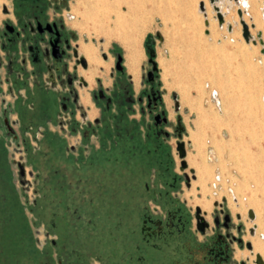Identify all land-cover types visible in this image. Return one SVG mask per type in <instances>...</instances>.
<instances>
[{
  "label": "rangeland",
  "instance_id": "1",
  "mask_svg": "<svg viewBox=\"0 0 264 264\" xmlns=\"http://www.w3.org/2000/svg\"><path fill=\"white\" fill-rule=\"evenodd\" d=\"M46 1L50 14L62 19L77 36L72 39L73 45L85 43L96 49L102 70L86 87L95 111L88 121L76 107L64 111L62 96L67 94V87L64 90L57 79L53 84L47 71L34 74L29 66L24 73L0 65V263L5 244L16 254L22 249L23 264L36 263L30 250L36 244L33 237L36 242L40 240L38 245L44 250L51 149L46 134L52 127L57 135V172L61 176L64 173L66 179L56 183L55 214L66 217L64 225L73 247H79L85 224L90 239L101 229L102 243L116 229L120 238L133 232L135 247H140L144 256L140 241L145 214L166 220L168 210L173 213L182 208L190 217L189 239L201 245L205 237L209 242L218 233L229 234L234 240L230 238L233 245L228 264H263L246 246L256 234V229L250 231L248 226L255 220L251 209L245 214L235 213L227 197L234 203L240 197L250 207H257L264 227V0H215L213 4L220 7L224 23L219 22L210 0H97L99 8L103 7L98 12L86 4L91 0ZM111 3L115 7L107 11ZM5 6L13 10L17 1L0 0V26L8 18ZM11 17L15 18L13 13ZM242 21L249 26V40L243 35ZM148 35L155 38L158 64L153 83L148 81L152 70L145 45ZM2 51L0 60L7 61ZM119 56L122 72H117ZM128 70L135 73L134 78ZM77 74L82 76L81 69ZM79 84L74 86L78 100ZM151 87L161 98L159 112L164 110L168 118L161 128L155 125V113L147 110L145 96ZM98 90L114 100L111 113L105 100L94 98ZM118 94L123 96L116 99ZM139 97H143L141 104ZM13 103L15 107H11ZM48 103L54 106L53 113L46 112ZM5 118L17 138L5 126ZM96 118L100 119L97 132L83 139L87 122L94 125ZM60 121L64 122V131ZM106 125L111 128L106 130ZM179 142H185L186 161L190 163L185 171L181 170ZM20 156L31 182L27 187L18 176ZM202 175L208 182L222 181L226 186L220 187L227 191L220 201L224 197L223 205L233 215L229 230L214 228V205L210 217L202 212L212 224L211 231L203 235L196 228L193 216L197 203L186 196ZM34 176H38L37 183ZM220 189L214 190L215 196ZM65 197L68 200L64 203ZM83 197L85 205H81ZM34 200L39 202L38 208ZM238 213L242 220H238Z\"/></svg>",
  "mask_w": 264,
  "mask_h": 264
},
{
  "label": "flooded vegetation",
  "instance_id": "2",
  "mask_svg": "<svg viewBox=\"0 0 264 264\" xmlns=\"http://www.w3.org/2000/svg\"><path fill=\"white\" fill-rule=\"evenodd\" d=\"M16 1L17 6H15L13 10L6 8L4 11L8 18L4 19L0 26V49L3 50L2 53L7 59V61L0 60V65L4 63V65L9 68L19 67L24 69H28L29 66H32L33 73L39 74V71H41L45 65L50 68L54 66L53 71H56V69L62 65V60L69 58V60L71 59V61L75 63V67L77 68L76 75L79 77L80 74L77 73L81 63L77 64L73 55L76 49L79 55H81L79 52V44L76 46L72 44V39H77V36L70 31L69 27L62 19L55 18L50 14L46 0ZM12 13L15 18L11 17ZM0 59L2 58L0 57ZM58 61L60 62L57 63ZM117 70V72H122L123 68L119 69L117 67ZM71 72L74 73V68ZM155 76H157V73ZM72 81V77L67 78V94L64 97L65 101L62 104V108L68 107L69 104L74 101L72 89L68 87V84L72 83ZM122 96L123 94L115 95L116 99ZM145 97L149 114L155 113V116L159 114L161 98L158 93L151 87L150 92L146 94ZM94 98L97 101L105 100L107 112L111 113L112 103L114 101L111 97H108L104 92L101 93V91L98 90V93L94 94ZM128 100L129 102L133 101V99L130 98H128ZM120 101L123 104L124 100L120 99ZM138 102L141 104L143 102V97H139ZM81 113L83 118H86L85 121H88L85 112L81 111ZM6 119L7 118L4 119L5 126H7ZM99 122L100 119L98 118L95 119L94 125L91 121L87 122V126L82 131V138L87 139L90 137V133L95 134L97 132L96 128L99 127ZM9 124L13 128L10 121ZM163 125L164 124L157 128H161ZM105 127L106 130L111 128L110 125H106ZM12 134L17 138L16 131ZM50 154L49 161L53 166L55 156L52 155V152ZM22 157L23 156H20V158ZM18 176L21 182L19 172ZM60 179L62 180L54 170L50 169L46 174V208L49 215L48 228L45 229L46 242L44 250H40L38 245L40 240L38 239L36 242V238H32L36 243L35 246L33 245L30 248L31 258L36 262L35 264H96L97 261L99 264H121V262H123V257H125L124 264H203V262L207 264H228L230 261V251L233 245L230 238L234 240L233 237H230L229 234L224 235L223 233H218L209 242L207 241V237H205V242L201 245L189 239L190 227L188 223H190V217L182 208L180 212L175 211L172 213L168 210V219L166 220L158 216L154 217L145 214L143 217V227L141 229L143 239L140 241V244L145 250L144 256L141 254V250H139L140 247H135L133 232H128L125 238H120L118 229H116V232H110V238H107L106 243H102L99 238L101 229L95 233L93 239H90L88 238L89 232L85 224H83L84 226H82L80 231L79 247L75 248L70 241H68V229H66V224L64 223L66 217H64V215L60 216L55 214V203L58 196L56 183L57 180ZM24 180L26 182L24 184L21 183L23 186L27 187L31 184L28 178V172ZM64 180L66 179L64 178ZM37 181L38 176H34V182L37 183ZM35 193H38V188H35ZM62 194L65 196V192ZM67 200L65 197L63 202L65 203ZM82 200L84 203L82 202L81 205H85L84 197ZM38 203L37 200H34L35 208H38ZM223 203L225 205L226 202ZM224 205L222 207H215L216 211L213 213L214 228L229 230L233 221V215ZM84 207L82 208L83 210L85 209ZM68 208L69 207H67V209ZM156 211L158 212L159 210L156 209ZM201 216H203L206 223H208V225L205 226V234L207 235V233L211 231L212 224L206 219L205 214L202 212ZM193 217L197 228L199 219L197 218L196 209ZM237 218L238 220H242L239 213L237 214ZM96 227L97 226H95V228ZM92 241H94V243H91ZM248 242L250 241L246 242V246ZM5 246L4 257L0 264H6L8 258H11V260L14 258L15 264H23V261H21V256L23 255L22 249H19L16 254L15 250H12L10 245L8 246L5 244ZM103 247L106 248L105 251ZM103 252L106 253L107 258H103Z\"/></svg>",
  "mask_w": 264,
  "mask_h": 264
},
{
  "label": "water",
  "instance_id": "3",
  "mask_svg": "<svg viewBox=\"0 0 264 264\" xmlns=\"http://www.w3.org/2000/svg\"><path fill=\"white\" fill-rule=\"evenodd\" d=\"M211 3L213 4V2L215 0H210ZM214 5V4H213ZM200 8L201 9H204L205 8V5H204V2H201L200 3ZM214 9L217 11V16H218V19H219V22L220 23H224V16L223 14L221 13V10H220V7L218 5H214ZM239 13L241 14V10L239 11ZM242 24H243V35L245 37L246 40H249V38L251 37L250 36V30H249V26L248 24L245 22V21H242ZM232 26H230V29H231ZM260 36V35H259ZM146 48L148 50V53H149V62L151 63L152 65V70H150L148 72V81L153 83L154 80H155V74L158 72V64L157 62L155 61V57H156V51L154 49V45H155V38L153 35H148L147 37V40H146ZM74 58L76 59V63L79 64L81 63V65L84 67V68H87L88 67V63H87V60L84 56L82 55H79L77 49L74 50ZM62 65H60L56 71H53L54 69V66L52 68L48 67V66H44V68L39 71V74L41 75V73L43 71H47L49 73V79L53 82V84H55L57 82V80H60L64 90L66 89L67 85H66V81H67V78H70L72 77L73 81L72 83H69L68 84V87L70 89H72V93L74 95V101L73 103H70L68 107H76L78 109H82L81 106L79 105L78 103V94L77 92L74 90V86L76 84V81L77 80H80V82H83L86 84V81H84L83 78L81 77H78L76 75V70L77 68L74 67V73L70 71L69 69V65H70V61L71 59L69 60L68 59H63L62 60ZM60 61H58L57 63H59ZM121 62H122V56H119L118 57V62H117V67L119 69H122V66H121ZM56 63V64H57ZM15 69H19L21 70L22 72H26V69L24 68H19V67H14ZM27 73V72H26ZM57 79V80H56ZM66 79V80H65ZM67 91V90H66ZM103 91H101L102 93ZM54 97V94L52 95ZM66 94H63L62 96V100L65 101V97ZM48 97V96H47ZM76 98V99H75ZM48 100L51 99V98H47ZM68 107H64L63 110L64 111H68L69 108ZM51 109L50 112L53 113L54 111V106L53 105H50V103H48L47 105V110ZM9 119H6V124H7V127L9 128V130L12 132V133H15V130L10 126L9 124ZM168 123V118L166 116V112L163 110L161 113L157 114L155 116V125L156 126H160L162 124H167ZM166 135H169L168 133H165ZM177 149H178V152H179V156L181 158V170L185 171L187 168H188V163L186 161V155H187V152H186V148H185V142H179L178 143V146H177ZM23 159H21V161H19L17 163L18 165V168H19V173H20V176H21V183L24 184L26 181L24 180V177L26 176V173H27V170H26V166L24 164V162H22ZM193 172V171H192ZM32 174V172L30 173ZM186 176V181L188 182V184L190 185V176L188 174L185 175ZM223 202H226L225 199L223 198V201L222 202H215L214 203V206L215 207H222L223 206ZM196 212H197V218L199 219V222L197 223V229L205 234L206 233V228L205 226L208 225V223H206L205 221V218L203 216H201V208L200 207H196ZM234 239V238H233ZM239 242H242V239H238ZM247 247L249 250H251L253 252V246H252V243L251 242H248L247 243ZM254 254V252H253ZM258 256V255H257ZM241 264H246V262H242ZM254 264H258L257 261H254Z\"/></svg>",
  "mask_w": 264,
  "mask_h": 264
},
{
  "label": "bare ground",
  "instance_id": "4",
  "mask_svg": "<svg viewBox=\"0 0 264 264\" xmlns=\"http://www.w3.org/2000/svg\"><path fill=\"white\" fill-rule=\"evenodd\" d=\"M253 1H255V0H253ZM86 4H88V6L90 4L91 7L94 8V10H96V12H98L100 10L103 11V7H100L101 9L99 8L97 0H91L90 3L87 2ZM86 7H87V5H86ZM112 7L114 8L115 4H112V3L111 4H107V11H110V10L112 11ZM126 7L129 10L132 9V6H130V4H126ZM119 8L121 10H123L124 6H121V7L119 6ZM95 18L97 19V17H94V19ZM211 25L214 26V24H211ZM112 35H113V33H112ZM110 37H111V35H110ZM79 52H80L81 55H83L86 58V60L88 62V65H90V67H91V70L89 72L82 74V77L83 78L85 77L84 79L88 80L94 74L97 73V71L101 67V63L98 60V57H97L98 55L96 53V49H95L94 46L89 45V44H85V43H81L79 45ZM195 161H197V160H195ZM187 163H188V167H190V163L188 161H187ZM195 176H196V174H195V171H194L193 177H195ZM203 176L204 175H202V178L200 180H198V182H196L195 189H194V186H192V189L189 190L190 192H189L188 196H186V197H187L188 201L196 202L197 204L195 206L200 207L202 212L208 214L209 217H210L211 216V212L213 210L214 203L215 202H221L220 199L222 198V195H225V193H227V191H225L226 190L225 188L220 189V187L221 188L222 187H226L225 184L222 181L214 183L215 184L214 185L212 183V181L208 182V180L204 179ZM197 186L200 187V190L198 189ZM207 188L209 189L208 193L206 192ZM216 188L220 189L217 196L214 195V190H216ZM196 191H197V193L195 194ZM199 192H201V193H199ZM234 200H235V203H234L232 197H229V196L227 197V202H228L229 206L232 208V210L235 213L236 212H241L242 214H245L248 210L251 209L250 211L254 215L255 220H258V222H255V220H254V222H251L253 224L250 223V225H248V226H249L250 231L252 229H254V228L256 229V234H255V236L253 238L255 240L251 239L253 250H254V255H255V256L253 255L254 256L253 258H260L262 260L263 264H264V232H263V230H264L263 228L264 227L262 228L263 220L260 218V210L257 207H254V206L250 207V205L246 204L244 202V200L242 198H240V197H238L237 200L236 199H234ZM258 207L260 208V206H258ZM246 221L248 222L249 220H246Z\"/></svg>",
  "mask_w": 264,
  "mask_h": 264
},
{
  "label": "crops",
  "instance_id": "5",
  "mask_svg": "<svg viewBox=\"0 0 264 264\" xmlns=\"http://www.w3.org/2000/svg\"><path fill=\"white\" fill-rule=\"evenodd\" d=\"M5 8H6V6H5ZM240 10V9H239ZM223 29V28H222ZM224 30V29H223ZM228 30V29H227ZM221 35L222 36H224V35H226V34H223V33H221ZM224 38V37H223ZM72 65H71V68L73 69L74 67H75V63H73V61H72V63H71ZM78 69H81V71L83 72V73H87V72H89L90 70H91V67H90V65H89V67H87V68H84V67H82V66H79L78 67ZM102 70V68L100 67L99 68V71H101ZM129 71V74H130V76L131 77H133L134 78V75H135V73L134 72H132V71H130V70H128ZM99 76V72L97 71V73L96 74H94L91 78H89L87 81L86 80H84V81H86V84L85 83H83V82H80V80H79V82L78 81H76V83L78 84V83H80L79 85H80V90H81V92L79 93L80 94V98H79V100H78V103H79V105L81 106V108H82V110H80V111H84L85 112V114H86V117L88 118V120H90V118H92L93 116H94V114L92 113L93 111H95V109H94V107L92 106L93 104H92V102H91V100H90V97L87 95V85L91 82V80L92 79H94V78H96V77H98ZM81 78H83L82 76H80ZM85 78V77H84ZM83 78V79H84ZM90 85H92V83H90L89 84V87H90ZM87 87V88H86ZM40 100V99H39ZM4 101V100H3ZM38 101V100H37ZM14 105H12L11 104V107H15V105H16V103H13ZM55 109V108H54ZM49 111H51V109H49V110H47L46 112H49ZM49 113H52V112H49ZM81 116H82V113H81ZM51 117V116H50ZM49 117V118H50ZM83 117V116H82ZM84 120L86 119V118H83ZM59 127L61 128V130L62 131H64L65 130V125H64V122L63 121H60L59 122ZM56 132H55V130L51 127V129L49 128L48 130H47V134H46V137H48V139H49V141H48V147H51V149H50V151H49V157H50V153L52 152V155H54L55 156V151H54V149H55V145H54V139H56V134H55ZM45 135V134H44ZM52 142H51V141ZM74 148H73V150H75L76 149V147L75 146H73ZM59 148H61V147H58V149ZM71 148H72V146H71ZM49 157H48V166H47V170L49 171L50 169L51 170H54V171H56V174L57 175H59L60 174V172L58 171L57 172V168H56V164H55V160L53 161L54 162V164H53V166L51 165V163H50V161H49ZM63 162V161H62ZM195 171V170H194ZM195 173H196V171H195ZM59 176H61V175H59ZM62 181H64V173L62 174ZM195 178H196V176H195ZM252 243V242H251ZM254 251V250H253ZM254 257V256H253Z\"/></svg>",
  "mask_w": 264,
  "mask_h": 264
},
{
  "label": "trees",
  "instance_id": "6",
  "mask_svg": "<svg viewBox=\"0 0 264 264\" xmlns=\"http://www.w3.org/2000/svg\"><path fill=\"white\" fill-rule=\"evenodd\" d=\"M13 260H14V264H15V259L13 258L11 260V258H8L7 261H6V264H13Z\"/></svg>",
  "mask_w": 264,
  "mask_h": 264
},
{
  "label": "built area",
  "instance_id": "7",
  "mask_svg": "<svg viewBox=\"0 0 264 264\" xmlns=\"http://www.w3.org/2000/svg\"><path fill=\"white\" fill-rule=\"evenodd\" d=\"M223 25V24H222ZM232 26V25H231ZM229 31L231 30V29H228ZM222 201H223V199H222ZM253 253V252H252ZM254 255V254H253Z\"/></svg>",
  "mask_w": 264,
  "mask_h": 264
}]
</instances>
